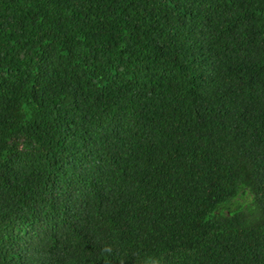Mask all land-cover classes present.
Returning a JSON list of instances; mask_svg holds the SVG:
<instances>
[{
    "label": "trees",
    "instance_id": "1",
    "mask_svg": "<svg viewBox=\"0 0 264 264\" xmlns=\"http://www.w3.org/2000/svg\"><path fill=\"white\" fill-rule=\"evenodd\" d=\"M0 264H264V0H0Z\"/></svg>",
    "mask_w": 264,
    "mask_h": 264
}]
</instances>
